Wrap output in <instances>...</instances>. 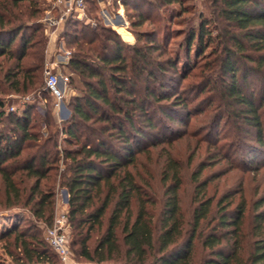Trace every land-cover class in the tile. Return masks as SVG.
<instances>
[{"label": "trees", "instance_id": "1", "mask_svg": "<svg viewBox=\"0 0 264 264\" xmlns=\"http://www.w3.org/2000/svg\"><path fill=\"white\" fill-rule=\"evenodd\" d=\"M161 1L172 4L183 0ZM210 1L215 17L203 18L189 30L186 58L194 42L197 53L214 41L218 43L214 51L218 55L206 63L208 73L201 83L204 90L214 91L212 84L220 87L216 96L221 103L214 109V120L220 122L225 117L226 124L240 122L255 133V141L243 149L242 137L232 142L228 152L222 151V146L218 153L231 161L239 148L253 158L263 156L264 91L257 96L256 90L248 87V77L258 74L264 82V0ZM40 11L36 0H0V81L15 92L45 88L40 76L45 40H36L40 27L35 21ZM214 21L218 35L210 29ZM89 30L74 40L77 50L67 64L72 72L69 83L73 85L77 77L82 89L67 100L71 116L62 125L56 123L52 102L42 117L34 114L35 103L10 111L0 98V120L9 122L0 134V176L5 184V200L0 197V206H31L37 219L52 225L55 190L48 184L43 189L42 182L52 179L51 172L61 161L65 169L60 184L69 193L72 246L86 261L264 264V197L247 200L240 193L236 200L240 191L234 189L219 198L208 195L209 184L220 177L202 178L210 165L200 163L192 172L196 187L189 216L183 212L180 196L186 184L184 166L175 157H168L163 166L162 197L152 199L150 172L138 169V155L162 144L171 145L181 137L172 136L174 128L165 122L157 123L147 107L171 99L172 94H157L154 84L159 81L158 74H165L167 66L174 69L176 63L154 59L152 53L157 48L151 44L134 46L129 56L128 46L111 27L98 25ZM89 33L93 37H88ZM4 90L0 87V92ZM168 106L172 107L160 110L170 120L175 121L176 115L168 109L179 108L177 112L191 115L186 95H175ZM36 120L38 124L45 121L48 137L36 131ZM192 161L190 156L187 165ZM259 168L257 163L253 169ZM24 177L33 183L22 186ZM95 234L98 237L91 245ZM2 240L17 264H58L52 246L37 233L28 235L14 226L0 233ZM12 247L19 248L21 255Z\"/></svg>", "mask_w": 264, "mask_h": 264}, {"label": "rangeland", "instance_id": "2", "mask_svg": "<svg viewBox=\"0 0 264 264\" xmlns=\"http://www.w3.org/2000/svg\"><path fill=\"white\" fill-rule=\"evenodd\" d=\"M36 1L37 6L41 9V13L35 21L40 27L36 40H45L44 61L40 76L45 83L48 69L63 75L67 74L68 80H60V86L65 91V98L58 107L54 97L43 86L39 91L24 94L15 92L13 89L8 88L7 84L4 85L0 81L2 83L0 84L1 89L5 88L4 91L0 92V98L5 101L6 109L10 110V107L14 106L15 110L13 111H19L25 105L35 103L34 114L45 117L48 103L52 102L55 105L56 123L62 125L63 121L71 116V113L66 114V111H71L67 100L72 95L80 93L82 89V84L77 77L73 85L69 83V75L72 72L67 64L71 54L77 50V44L74 40L78 36H82L83 31L96 29L98 25L111 27L119 33L123 42L128 46L129 56L133 55L132 48L134 46L151 44L157 48L152 53L154 59L164 62L171 60L176 63L174 69L167 66L169 70L165 74H158L159 81L154 84L157 94L162 95L165 92L172 94L171 99L162 100L159 104L154 101V106L150 104L147 107L151 109L150 113L154 115L153 117L157 123L162 125L165 122L171 128H174L172 136L178 137L181 135V137L176 138L171 145L162 144L151 148L149 152L138 155V169L144 172H146L144 170L146 169L150 172L149 181L153 184V189L149 190V193L152 199L161 198L164 192L165 187L161 173L168 157H175L184 166L186 184L180 191V196L183 212L187 216L190 215L194 206L192 199L196 187L191 175L193 170L203 162L210 166L206 167L202 178L220 174L219 178L209 184L208 195H216L219 198L221 194L234 189L240 191L236 196V200H239L240 193H243L247 200L264 197V166H262L264 155H256L253 158V156H250L251 154L245 153L239 148V154L233 156V162L230 159L223 158L224 154L222 152L218 153L221 151L222 146L225 148L222 151L228 152L236 138L241 139L243 137L244 145L241 146L242 149L245 144L255 141L254 131L249 130L246 126L244 127L240 122L232 126L225 123V117L220 122L214 120L215 110L221 103L220 98L216 96L217 87L219 86L212 84L214 91L211 89L204 90L201 83L204 75L208 73L206 63L215 60L218 55L217 52H214L218 47V43L214 41L210 46L197 53L194 42L189 51V57L186 58L185 44L189 30L193 26L196 27L203 18L214 19L215 17V8L211 5L210 0H183L181 3L174 2L172 4H163L161 0H88L83 12H72L64 18H62L63 9L56 5V0ZM50 18H56L59 21L58 24H50ZM210 25L213 34L218 35L219 30L216 29L217 24L215 21ZM87 36L93 37L90 33ZM152 38H155V41L153 40L154 44ZM204 69L205 74H203ZM248 83H250L248 84L250 89L256 90L257 96H260L264 91V82L261 80L260 75L250 74ZM160 85H164V88L161 89ZM43 90L45 94L40 93ZM177 94L188 97L191 115L189 114V116L186 111L177 112L179 108L168 109L167 111L176 115L174 121L170 120L160 109L172 107L168 105ZM35 123H37L36 131H39L44 138L48 137L49 127L45 121L42 120L38 124V120H36ZM216 123H219V125L215 126ZM8 125V121L0 120V134L2 131L7 130ZM61 138L62 135H60L59 142H61ZM190 156H193V161L188 166L187 161ZM257 163H259L260 168L258 170L253 169ZM240 166L244 168L240 169ZM64 169V165L60 161V167L51 172L52 179L42 182L43 189L46 188L45 184H48L52 185L55 190V210L52 225L62 214L66 213L68 216L69 193L60 184L61 172ZM33 181L31 178L24 177L22 186L24 184L30 186ZM4 192L5 184L0 176V197L3 201L5 200ZM157 207L158 205L155 206V208ZM31 209V206H16L5 209L4 205H1L0 233L14 226H19L28 235L37 233L46 240V229L51 224L37 219ZM64 228L70 249L69 264H95L82 258L76 252V248L72 246V227L69 222L64 224ZM97 237L98 234H95L91 245L94 244ZM12 249L14 253L21 255L19 254V248L12 247ZM51 253L55 255L53 249H51ZM56 261L58 264H63L58 256ZM0 264H17L7 250L4 240L0 241Z\"/></svg>", "mask_w": 264, "mask_h": 264}, {"label": "built area", "instance_id": "3", "mask_svg": "<svg viewBox=\"0 0 264 264\" xmlns=\"http://www.w3.org/2000/svg\"><path fill=\"white\" fill-rule=\"evenodd\" d=\"M87 0H56V5L62 7V18L67 17L72 12H83L86 8ZM50 24H58L56 18L49 19ZM68 80V75L60 74L48 69L46 71L45 89L54 97L56 105L59 107L64 101V88L60 86V80ZM10 110H15L14 106ZM57 221L46 229V240L52 246L55 253L60 258L63 264L70 262V249L68 245L67 235L65 232L64 224L68 222L66 213L56 219Z\"/></svg>", "mask_w": 264, "mask_h": 264}, {"label": "crops", "instance_id": "4", "mask_svg": "<svg viewBox=\"0 0 264 264\" xmlns=\"http://www.w3.org/2000/svg\"><path fill=\"white\" fill-rule=\"evenodd\" d=\"M69 111H70V110H68V112L66 111V114H67V113H69V114H70V113H71V111H70V112H69Z\"/></svg>", "mask_w": 264, "mask_h": 264}, {"label": "water", "instance_id": "5", "mask_svg": "<svg viewBox=\"0 0 264 264\" xmlns=\"http://www.w3.org/2000/svg\"><path fill=\"white\" fill-rule=\"evenodd\" d=\"M66 194H68V193L66 192Z\"/></svg>", "mask_w": 264, "mask_h": 264}]
</instances>
